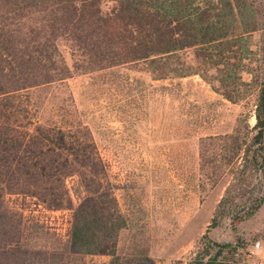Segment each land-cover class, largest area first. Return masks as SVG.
I'll list each match as a JSON object with an SVG mask.
<instances>
[{
  "label": "trees",
  "instance_id": "obj_1",
  "mask_svg": "<svg viewBox=\"0 0 264 264\" xmlns=\"http://www.w3.org/2000/svg\"><path fill=\"white\" fill-rule=\"evenodd\" d=\"M119 66L169 80V94L199 74L224 98L252 101L253 125L198 137L199 169L210 181L228 178L214 221L243 220L264 203V0H0V256L35 250V220L7 199L23 194L72 210L55 254L118 262L128 221L91 127L60 113L43 120L31 92ZM240 246L208 239L186 264H236L228 254ZM131 260L155 264L148 254Z\"/></svg>",
  "mask_w": 264,
  "mask_h": 264
},
{
  "label": "rangeland",
  "instance_id": "obj_2",
  "mask_svg": "<svg viewBox=\"0 0 264 264\" xmlns=\"http://www.w3.org/2000/svg\"><path fill=\"white\" fill-rule=\"evenodd\" d=\"M178 80L182 89L171 87L169 94V80L155 81L146 72L119 66L76 74L31 93L43 120H62L60 113L93 131L128 221L119 233L116 264H133L131 259L142 254L155 264H186L208 239H240L239 249L228 256L236 264H264V203L243 220L214 221L228 178L210 181L199 169L198 137L225 132L246 119L253 125V102L224 98L199 74ZM77 179L70 176L68 185L75 187ZM7 199L27 220H35V250L4 253L2 264H108L110 254L61 257L52 251L68 237L72 210L49 209L23 194Z\"/></svg>",
  "mask_w": 264,
  "mask_h": 264
}]
</instances>
